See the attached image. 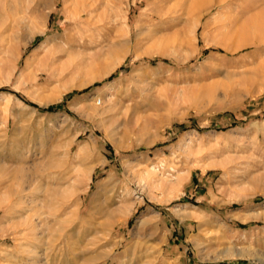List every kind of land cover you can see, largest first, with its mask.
<instances>
[{
	"label": "rangeland",
	"instance_id": "obj_1",
	"mask_svg": "<svg viewBox=\"0 0 264 264\" xmlns=\"http://www.w3.org/2000/svg\"><path fill=\"white\" fill-rule=\"evenodd\" d=\"M257 12L16 0L0 26V264H264V41L240 46Z\"/></svg>",
	"mask_w": 264,
	"mask_h": 264
},
{
	"label": "bare ground",
	"instance_id": "obj_2",
	"mask_svg": "<svg viewBox=\"0 0 264 264\" xmlns=\"http://www.w3.org/2000/svg\"><path fill=\"white\" fill-rule=\"evenodd\" d=\"M16 0H0V26L4 23V19L9 15V13H10V11H11V8H12V4L15 2ZM15 9V8H14ZM261 10V9H260ZM81 11H85L86 12V9H83L82 8V10ZM262 11V10H261ZM260 11V12H261ZM82 12V13H83ZM79 13V12H78ZM87 13H89V11L87 12ZM257 13H259V12H257ZM260 14V13H259ZM258 14V16H255V15H253L252 17L253 18H251V20H250V22H249V24L247 25L249 28V30H251V31H248V30H246L247 31V34H250V32H251V34H254L255 33V35L252 37L251 36V34H250V37H248V38H246L245 39V41L244 42H242L241 44H240V46H245V45H247V44H250V43H258V42H262V41H264V13H262V14H260L259 15ZM11 16V15H10ZM79 18H81V15L79 14V16H78ZM78 19V18H77ZM80 21V20H79ZM75 22V21H74ZM77 22V21H76ZM246 27V26H245ZM15 29H16V27H15ZM26 29V28H25ZM20 30V29H19ZM242 30V29H241ZM1 33V32H0ZM70 35V34H69ZM76 36V35H75ZM81 36V35H80ZM80 36H78L77 35V37L76 38H79ZM84 36V35H83ZM69 39H71V38H69ZM72 39L74 40V36L72 35ZM73 40H71V42H73ZM76 40V39H75ZM74 40V41H75ZM244 40V39H243ZM4 41H6V40H3L2 38L0 39V46H1V51H3V52H7L8 50V48H9V44H8V42L7 43H5ZM46 42H45V44H47V43H50L51 41H53V39H48V40H45ZM10 42V41H9ZM55 42V41H54ZM5 43V44H4ZM74 43V42H73ZM264 43V42H263ZM57 44V43H56ZM13 45V44H12ZM59 45V44H58ZM77 45H80L79 44V42H78V44ZM239 45V44H238ZM70 46H75V44H71ZM82 46V45H81ZM54 47H56V45L54 46ZM61 48V47H60ZM12 49V48H11ZM70 49V48H69ZM60 49L59 48H55L54 50H53V55L55 54V53H57L58 51H59ZM63 50V49H62ZM64 51V50H63ZM67 51H69V50H67ZM66 51V52H67ZM61 52V51H60ZM99 52V51H98ZM51 53V52H50ZM3 64V63H2ZM36 64H38V66L40 67V63H36ZM38 68V67H37ZM54 72V71H53ZM88 82V81H87ZM87 82H81V83H78V84H73V85H68L67 87H65L66 89H68V88H71V87H73V86H77V87H81V86H83V85H86L87 84ZM49 100H45V101H43V102H45V103H47ZM84 148V147H83ZM85 149V148H84ZM83 149V150H84ZM88 151V148L87 149H85L84 150V153L86 152V154L87 153H89V152H87ZM88 157H89V154L87 155ZM87 158V157H86ZM88 159V158H87ZM91 161V160H90ZM2 168H3V166H2ZM5 168V167H4ZM7 169V168H6ZM5 170V169H4ZM7 170H9V169H7ZM5 174V173H4ZM18 174H20V181H19V186L22 188L23 186H24V183H25V179H24V176H25V172L23 171V170H19L18 171ZM11 175V174H10ZM14 184V183H13ZM10 185V184H9ZM9 185H7V192H10L11 191V186H9ZM2 204H0V206H1ZM193 217L190 213H188V212H183L182 213V218H186V217ZM190 217V218H191ZM202 222V221H201ZM243 252H245V251H242V253L241 252H233V251H226V252H224L223 254H222V256H231V255H233V256H239V255H244V253ZM246 253V252H245Z\"/></svg>",
	"mask_w": 264,
	"mask_h": 264
}]
</instances>
